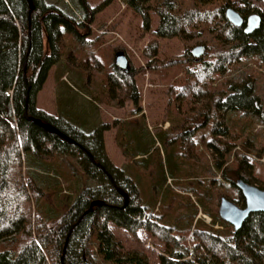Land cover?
Listing matches in <instances>:
<instances>
[{"label":"trees","instance_id":"1","mask_svg":"<svg viewBox=\"0 0 264 264\" xmlns=\"http://www.w3.org/2000/svg\"><path fill=\"white\" fill-rule=\"evenodd\" d=\"M123 1L142 16L146 32L152 29L153 15L159 17L156 39L145 50L149 67L153 71L180 67L184 78L168 90L167 129L154 134L143 117L116 122L117 143L130 161L129 166L118 167L106 152L104 132L111 124H98L95 102L106 93L119 104L131 101L136 112L141 110L136 78L143 69L131 60L128 69H120L115 57L107 67L92 49L82 52L89 51L91 43L86 21L91 23L102 7L77 0L82 21L78 11L46 0H33L31 13L28 0H0V264H149L140 250L124 248L113 226L126 230L139 245L149 237L157 239L160 264H264V212L252 213L237 230L218 210L223 195L245 206L238 179L255 185L242 175L243 169L254 175L249 156L239 159L233 177L224 167L235 147L219 137L232 134L224 118L227 112L240 111L264 122L262 98L252 75L227 83L226 91L212 89L218 76L244 57L255 56L264 64V19L247 34L245 25L236 26L227 18L229 0ZM249 9H239L244 19ZM68 36L76 44L65 52ZM176 37L188 46L185 52L158 59V38ZM199 44L207 51L197 60L191 46ZM120 52L117 49L116 55ZM78 59L85 73L70 64ZM54 66L61 93L58 117L37 108L38 93ZM95 72L104 75L103 91L89 89ZM62 92H67L64 97ZM174 111L179 116H173ZM29 116L52 124L70 140ZM206 125L212 128L207 146L219 153L216 164L225 182L206 176V165H201L200 175L181 173L185 159L200 166L195 160L202 156L196 134ZM67 157L96 181L76 198L64 192L61 179L73 175ZM39 168H45L46 176ZM139 172L145 173L148 184H142ZM168 177L182 182L176 188L183 193L168 184ZM260 182L258 187L264 189ZM118 188L128 195L127 204ZM190 193L212 217L211 223L197 218L199 207ZM94 200L105 203L90 210Z\"/></svg>","mask_w":264,"mask_h":264},{"label":"rangeland","instance_id":"2","mask_svg":"<svg viewBox=\"0 0 264 264\" xmlns=\"http://www.w3.org/2000/svg\"><path fill=\"white\" fill-rule=\"evenodd\" d=\"M92 8L102 7L99 12L96 13L94 20L89 23L86 20V25L90 26L89 33L86 34L87 40L91 43L88 44V50L82 49V52L89 53L92 49L97 55L101 56L104 63L108 67L116 55L117 49H122L129 61L136 67L142 68V72L137 76L136 81L140 93V103L138 108L141 110L137 111L140 113L141 117L145 119L147 125H149L150 130L157 134L161 129L165 130L171 126L169 121L170 113L167 111L168 103V90L170 86L179 83L184 78V73L180 67H173L163 71H153L149 67L150 59L146 56L145 50L149 43L156 39L154 30L157 28L159 23V17L153 15L152 29L146 32L143 29V19L142 16L133 10L126 2L123 0H112L106 4L108 0H87ZM231 2V8L236 9H247L248 7V17L253 13H259L264 19V0H229ZM49 4H55L61 9L66 11H78L82 16V21H84V13L79 9L78 4H75L77 0H46ZM259 11H256V10ZM243 16V15H242ZM247 17V18H248ZM246 18V19H247ZM159 50L157 58L160 60H165L173 56H179L185 52L187 45L180 38H158ZM67 46L65 52H69L70 48L73 47L76 42L70 36L66 39ZM196 45L191 46L193 47ZM68 47V48H67ZM191 49V50H192ZM91 50V51H92ZM82 60L70 61V64L78 73H85L82 68H80V62ZM58 66H54L50 72L49 76L37 96V107L38 109L46 108L43 111L48 113H54V116H59L60 104L59 98V84L56 79ZM69 73V72H68ZM88 73V72H86ZM254 76L256 83L255 87L257 92L260 94L264 106V64H262L255 56L244 57L240 62L235 63L230 66V69L214 81L212 89L215 91H226L227 83H236L243 80L247 76ZM94 77L91 82L90 90H102L101 83L103 73L95 72L92 74ZM63 79H67L66 76ZM103 91V90H102ZM67 92H62L63 97ZM79 101H83L78 98ZM81 105V102H79ZM118 99L112 100L108 97L106 93L101 96V100L95 102L98 106L99 112V122L111 124V129L104 132V137L106 135L107 144L106 152L110 160L118 167L129 166V160L124 155L122 149L117 143L116 134L119 132V126H114L118 121H126L134 119L133 114L136 113V106L131 101H126L123 104H119ZM89 108V107H88ZM42 110V109H41ZM171 110V109H168ZM172 113V112H171ZM177 111L172 113L173 116L177 117ZM102 115V116H101ZM224 122L231 129L232 134L219 137L225 141H230L235 143V147L227 155L224 167L230 168L229 175L235 176L234 169L239 159L244 155L251 158L252 164H254L255 171L254 175H251L243 169L242 175L246 178L252 179L255 185L261 184L260 181L264 182V122L258 119L249 118L242 114L240 111L227 112ZM211 125L203 126L199 129L196 134V139L200 143V153L201 158L195 157L197 167H194L190 163L189 159H185V165L181 168V173L187 176L193 174L200 175L202 172L201 165H206L208 172L205 174L208 177H213L220 181L225 182L221 169L218 168L216 161L219 159V153L207 146L208 140H210ZM120 135V134H119ZM159 144V143H158ZM108 145V146H107ZM164 154V153H163ZM164 157V156H163ZM74 159L68 158L66 163L70 169L69 173L73 174L71 177L67 175V180L62 179L64 192L70 195H74L75 198L78 192L84 187L95 186L96 181L89 176H87L80 167L71 165V162L75 164ZM221 160V158L219 159ZM64 164V163H63ZM66 167V166H65ZM66 167V168H68ZM45 168H39V172L43 176H46L47 171ZM136 171V170H135ZM143 175L142 184H148L149 181L147 177L144 176L145 173L139 172ZM168 175H170L168 173ZM168 177V184L178 193H183L181 189L176 188V185L182 184L179 179H173ZM50 185L54 184L53 180L49 182ZM230 188H226L229 190ZM192 200L198 205L199 212L197 218H203L206 222L211 223L212 217L209 214L203 212L197 198L194 194L190 193ZM226 196V195H223ZM222 196V197H223ZM228 197V196H226ZM230 199V197H228ZM185 199L182 198V201ZM235 202V201H234ZM236 203V202H235ZM241 206V205H239ZM219 210V208H218ZM197 220V219H196ZM196 221L194 222V224ZM216 228H221L222 225L216 224ZM113 230L119 237L123 246L127 250L138 249L143 252L147 258L149 264H160L159 255L162 251L159 241L153 237H149L144 244L139 245L136 241L132 239L129 233L124 229H119L113 226Z\"/></svg>","mask_w":264,"mask_h":264},{"label":"water","instance_id":"3","mask_svg":"<svg viewBox=\"0 0 264 264\" xmlns=\"http://www.w3.org/2000/svg\"><path fill=\"white\" fill-rule=\"evenodd\" d=\"M30 3V13L34 10V2L33 0H28ZM227 18L229 21L236 26L245 25V32L247 34L253 33L256 29H258L262 24V16L259 13L251 14L247 19H244L242 14L238 12L234 8H228L226 11ZM207 51V47L204 44H199L193 47L192 55L198 60L202 57ZM115 63L117 67L120 69H128L130 65V61L128 57L124 53H119L116 56ZM28 113L26 112V115ZM29 119L48 131L52 133H56L61 137L70 140L64 133H62L58 128L53 126L52 124L42 120L41 118L35 116H29ZM237 185L239 189L242 191V194L245 198V206H239L237 203L232 201L226 196H223L219 205V216L226 222L230 223L235 227V229H240L244 222L250 217L252 213L255 212H264V189L260 187L250 184L243 179H238ZM119 191L125 197V204L128 203V195L123 192L120 188ZM103 200H94L91 203L92 210L95 206H99L104 204Z\"/></svg>","mask_w":264,"mask_h":264},{"label":"crops","instance_id":"4","mask_svg":"<svg viewBox=\"0 0 264 264\" xmlns=\"http://www.w3.org/2000/svg\"><path fill=\"white\" fill-rule=\"evenodd\" d=\"M38 108V107H37ZM42 110H44V109H46V108H41ZM46 112V111H45ZM48 113V112H47ZM141 113V112H140ZM140 113H135V114H133V117H134V119H132V121H135L137 118H139V117H141V115H140ZM48 114H50V115H53L54 116V113H48ZM102 116V115H101ZM57 117V116H56ZM105 133H107V132H105ZM105 141H106V144H107V138H106V135H105ZM108 146V145H107Z\"/></svg>","mask_w":264,"mask_h":264},{"label":"built area","instance_id":"5","mask_svg":"<svg viewBox=\"0 0 264 264\" xmlns=\"http://www.w3.org/2000/svg\"><path fill=\"white\" fill-rule=\"evenodd\" d=\"M262 161H264V158H262Z\"/></svg>","mask_w":264,"mask_h":264}]
</instances>
